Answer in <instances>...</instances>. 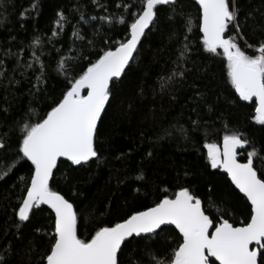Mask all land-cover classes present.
Returning a JSON list of instances; mask_svg holds the SVG:
<instances>
[{
    "label": "trees",
    "instance_id": "trees-1",
    "mask_svg": "<svg viewBox=\"0 0 264 264\" xmlns=\"http://www.w3.org/2000/svg\"><path fill=\"white\" fill-rule=\"evenodd\" d=\"M123 2L132 3V0ZM239 2L241 20L249 12L255 17L242 28L243 39L239 43L244 48L245 40L256 44L264 39L256 30V21L260 13H264V0ZM99 3L107 11L92 0H6L0 7V20L3 21L0 24V55L6 49L19 52L22 64H33V68L26 71L19 68L10 73L20 83L8 85L9 93L0 88V109L8 107L3 103L5 97L11 104L7 113L0 110V129L11 126L29 110H35L42 116L62 98V93L70 85L63 75L57 73V62L61 58H72V74L82 72L105 47L100 36L96 35L97 29L112 41L126 38L124 25H109L99 19H90L92 16L125 13L123 7L116 6L122 0H99ZM33 4H38V7L32 9ZM26 9L28 12L21 17L20 13ZM59 11L65 13L67 23L59 35L52 36ZM130 11L136 12L137 8L132 7ZM81 14L88 23L80 19ZM170 16H173L170 7L161 6L159 23L142 39L130 70H126V74L112 85L114 96L98 125L96 147L102 162L80 167L61 160L51 181L54 190L61 192L77 208L80 214L78 235L82 239H89L98 227L114 224L133 211L152 206L166 194L171 196L180 186L189 187L198 194L205 207L209 198L216 203L221 199L228 200L233 210L230 222L234 225L248 219L250 204L227 175L210 167L204 144H221L226 132L238 130L254 141L257 148H262L264 126L252 120L254 105L241 101L228 82L223 56L203 50L195 0H179L171 22ZM185 17L192 21L190 32H186ZM75 31L84 39H77L73 34ZM185 35L189 37L191 51L184 67L191 71L185 78H177L161 93L160 78L167 77L176 67ZM36 36L41 37L42 44L30 47ZM90 40L94 41L91 45L88 43ZM246 50L253 54L251 49ZM33 51L46 65L45 82L39 86V91L33 87L35 77L40 75L39 65L33 60ZM83 56L88 59H83ZM4 59L8 69L15 66L16 57ZM193 108L196 111H192ZM195 119L200 121L199 130L190 131L189 140L178 133L158 139L169 125H184L191 129V120ZM17 147L13 138L7 156L0 158V165L6 166L11 162L9 158L15 156ZM149 152L151 156H148ZM246 155L243 150L240 158L246 160ZM141 171L144 175L142 180L136 178ZM31 174V162L17 159L8 175L0 179V254L5 256V264H43L41 257L50 250L53 242L54 214L46 206L34 209L30 221L19 230L15 227L18 223L15 211L26 193ZM21 177L25 179L21 181ZM209 211L216 215L214 208ZM177 240L178 232L168 227L154 248L163 251L168 244L174 247ZM146 242L129 244L122 264L146 261L148 257L137 251Z\"/></svg>",
    "mask_w": 264,
    "mask_h": 264
},
{
    "label": "snow or ice",
    "instance_id": "snow-or-ice-1",
    "mask_svg": "<svg viewBox=\"0 0 264 264\" xmlns=\"http://www.w3.org/2000/svg\"><path fill=\"white\" fill-rule=\"evenodd\" d=\"M92 2L107 11L99 0ZM178 2L132 0V3H124L122 0L116 6L123 7L125 13L119 16H92L91 20L124 25L126 38L112 41L111 37L101 35L97 29L96 35L100 36L105 47L97 53L94 61H89L82 72L72 74V58H61L57 62V73L63 75L70 85L62 93V98L54 102V106L42 116L35 110H29L20 120H14L11 126L0 129V158L7 156L13 138L18 145L15 156L9 158L11 162L6 166L0 165V179L8 175L17 159L30 161L32 166L26 195L15 211L18 217L15 227L19 230L25 222H29L34 209H40L42 205L54 213V232L51 234L53 242L50 250L41 257L43 264H122L128 245L133 242L139 244L140 241L147 242L137 251L148 257L141 264H264V147L257 148L254 141L238 130L226 132L222 146L217 142H206L204 148L207 149L206 158L210 167L223 169L231 184L250 204L248 219L239 226L230 222L233 210L228 200L221 199L220 203H216L209 198L208 206L205 207L198 194L189 187L180 186L171 196L166 194L152 206L133 211L114 224L98 227L89 239H82L78 235L80 214L77 208L61 192L54 190L50 183L54 180V170L58 168L61 158L80 167L102 162L96 147L98 124L114 96L112 85L126 74V70H130L146 30L150 31L159 23L160 6L170 7L173 12V16L169 17L171 22ZM5 3L6 0H0V7ZM195 4L198 5L203 50L223 56L228 82L241 101L254 105L252 120L264 126V39L256 44H249L245 40L244 48L239 43L243 39L242 28L250 18L255 17L249 12L241 20L239 0H195ZM37 7L38 4L32 5V9ZM132 7H136L137 11L131 12ZM27 12V9L21 12V17ZM56 15V29L52 31V36L59 35L67 23L63 11ZM80 19L88 23L83 14ZM191 24V19L185 17L186 32L191 31ZM256 30L264 36V13H260L256 21ZM230 32L233 34L229 35ZM73 34L77 39H84L78 31ZM188 40L189 37L185 35L176 67L167 77L160 78L161 93L177 78L183 79L191 71L184 67L191 51ZM88 43L91 45L94 41ZM41 44V37L36 36L30 47L35 48ZM246 49H251L253 54H249ZM32 56L35 64L39 65L37 70L40 75L35 77L36 83L33 85L39 91V86L45 82L46 65L35 51ZM4 57H16L15 66L8 69ZM19 57V52L7 49L0 55V88L5 93H9L8 85L20 83L10 73H15L19 68L25 71L33 68L32 63L22 64ZM82 58L88 59L87 56ZM3 103L8 104V107L0 110L7 113L11 104L6 97ZM191 124V129L171 124L162 130L158 139L178 133L183 139L189 140V132L198 131L200 121L191 120ZM238 149L247 152L245 162L237 158L240 155ZM151 155L149 152L148 156ZM136 178L144 179L143 172ZM20 179L23 181L25 178ZM213 208L215 216L209 211ZM168 226H174L178 231L179 240L174 247L168 244L163 251L156 250L154 246ZM0 264H5V256L2 254Z\"/></svg>",
    "mask_w": 264,
    "mask_h": 264
},
{
    "label": "water",
    "instance_id": "water-1",
    "mask_svg": "<svg viewBox=\"0 0 264 264\" xmlns=\"http://www.w3.org/2000/svg\"><path fill=\"white\" fill-rule=\"evenodd\" d=\"M161 7V6H160ZM151 27V26H150ZM147 31L148 30H146V33H147ZM143 39V38H142ZM140 46V45H139ZM139 46H138V48H139ZM107 107V106H106ZM103 115V114H102ZM99 125V124H98ZM221 146H222V142H221ZM244 149H238V152L241 154V152L243 151ZM241 162H245V160H242L241 158H240V155L237 157ZM61 160H65L64 158H61ZM71 163V162H70ZM58 164H59V162H58ZM222 173H224L225 175H227L224 171H223V169H219ZM56 170H54V172H55ZM228 177V176H227ZM229 178V177H228ZM229 180H230V178H229ZM51 183V182H50ZM235 187V186H234ZM238 190V189H237ZM62 194V193H61ZM242 196H243V194L242 193H240ZM25 195H26V193H25ZM66 198V197H65ZM71 202V201H70ZM42 206H46V205H42ZM47 207V206H46ZM51 210V209H50ZM54 214V213H53ZM234 226H239V225H234ZM168 227H173L174 228V226H168ZM175 229V228H174ZM177 231V230H176ZM178 232V231H177ZM179 234V233H178Z\"/></svg>",
    "mask_w": 264,
    "mask_h": 264
}]
</instances>
